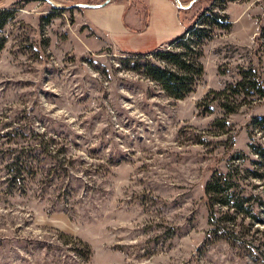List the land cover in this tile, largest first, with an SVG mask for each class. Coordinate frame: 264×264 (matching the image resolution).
<instances>
[{"label": "rangeland", "instance_id": "374dc122", "mask_svg": "<svg viewBox=\"0 0 264 264\" xmlns=\"http://www.w3.org/2000/svg\"><path fill=\"white\" fill-rule=\"evenodd\" d=\"M112 1L144 20L147 0ZM1 5L0 264H264V0L183 8L203 72L182 99L133 69L166 61L125 54L87 9Z\"/></svg>", "mask_w": 264, "mask_h": 264}, {"label": "trees", "instance_id": "16d2710c", "mask_svg": "<svg viewBox=\"0 0 264 264\" xmlns=\"http://www.w3.org/2000/svg\"><path fill=\"white\" fill-rule=\"evenodd\" d=\"M73 1V0H68ZM92 1V0H89ZM183 3H190L192 0H181ZM184 11L183 8H179V18L181 24L185 27V31L178 38L172 40L170 43H175L183 47V50H172L171 48L160 47L152 52L147 53H135V52H126L125 54L131 56H148L157 54L160 56L163 61L167 62V65H159L157 63H153L148 60L145 63H141L140 61H136L133 65L134 70H140L145 68L147 75L152 78L154 81L160 83L163 89L172 97L177 99H182L185 97L186 93L190 91L193 83L195 82V77L199 76L203 72V66L200 62H195L194 60L188 58L189 52H193V47L191 46V40L189 38L184 39L186 36V32L189 31L190 34H195L198 28L188 27L185 25L184 21L181 18V12ZM203 14V13H202ZM13 17V12L10 10L4 9L0 10V30L4 27V25ZM150 11L147 6V11L145 14V18L143 21V25L139 29H134L136 32H143L147 29L149 24ZM128 26V25H127ZM5 48V39L0 36V56L2 51ZM171 65V66H170ZM248 77L246 74H243L241 79L235 84L231 85L229 89L235 88L239 95H244L246 93V89L249 88ZM227 90H223L219 92L220 94H225ZM258 93L260 95H264V89L261 87L258 88ZM257 125H259L264 130V117H260L257 121ZM255 152L259 155L260 159L264 161V146L255 147ZM223 184H225L221 179L213 178V180L207 186V193L214 197H220L224 195L226 191L223 189ZM223 204L227 205V201H223ZM213 206V205H212ZM211 206V207H212ZM211 221L215 218V213L213 208H211Z\"/></svg>", "mask_w": 264, "mask_h": 264}, {"label": "crops", "instance_id": "0c3cea01", "mask_svg": "<svg viewBox=\"0 0 264 264\" xmlns=\"http://www.w3.org/2000/svg\"><path fill=\"white\" fill-rule=\"evenodd\" d=\"M147 6L150 11L149 24L141 33L134 29L142 27L143 16L130 17L124 2L112 1L103 7L85 9L90 23L105 33L117 47L124 51L147 53L178 38L185 31L174 0H147ZM3 7L1 5L0 9Z\"/></svg>", "mask_w": 264, "mask_h": 264}, {"label": "water", "instance_id": "95a60500", "mask_svg": "<svg viewBox=\"0 0 264 264\" xmlns=\"http://www.w3.org/2000/svg\"><path fill=\"white\" fill-rule=\"evenodd\" d=\"M51 4H53L55 7H60V8H69V9H76V8H99L103 7L106 4H108L111 0H105L102 3H89V2H75L69 6L66 7H61L59 5H56L53 3L51 0H47ZM180 8H190L197 0H192L189 4L184 5L179 2V0H175Z\"/></svg>", "mask_w": 264, "mask_h": 264}]
</instances>
